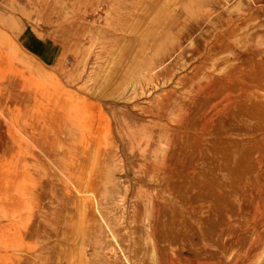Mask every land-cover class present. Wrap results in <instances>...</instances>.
<instances>
[{"label":"rangeland","instance_id":"obj_1","mask_svg":"<svg viewBox=\"0 0 264 264\" xmlns=\"http://www.w3.org/2000/svg\"><path fill=\"white\" fill-rule=\"evenodd\" d=\"M171 62L217 130L163 193L130 96ZM0 264H264V0H0Z\"/></svg>","mask_w":264,"mask_h":264},{"label":"bare ground","instance_id":"obj_2","mask_svg":"<svg viewBox=\"0 0 264 264\" xmlns=\"http://www.w3.org/2000/svg\"><path fill=\"white\" fill-rule=\"evenodd\" d=\"M153 43V39H151L148 45L146 44L147 49L152 55L158 57L159 62H163L166 54L165 49ZM142 48L137 49V52L142 50ZM173 68L174 63L171 62L170 65L155 70L153 74L150 75L151 77H148V81L144 82L141 86H136L139 93L131 92L132 95L130 96V102L136 98L137 94L150 98L149 101L147 99V106L143 105L140 107L134 105L135 111L138 110L156 118V122L153 125H148L147 127L146 125H142L140 129L141 143L139 144V148L142 152L140 154V161L138 162L137 169L140 173L143 172L148 180H152V175L155 172H159V175L162 176L160 181L161 185L159 187H164L161 188L163 193L168 187H180L182 182L188 184L189 181H191L190 178L194 175V170H196L198 166L197 161L199 153L205 150V141H209L210 138H213V133L217 130L211 124L213 119L204 121L208 126L205 124L194 126L193 124L196 119L195 116H197V105L206 95L203 96L196 92H193V95L186 94L187 91L190 90L189 83L192 79H188L186 76H181L177 79L175 83L184 88L182 92L179 91V93H177L174 90H167L164 92L162 91L159 95L152 96L149 91L150 87L156 89L159 86L167 84L171 80ZM126 100L128 101V99ZM193 105L194 107H192ZM82 113L86 115V117L90 118L91 116V113H88L85 109H82ZM175 114L177 115L176 120L173 119ZM170 124L174 126L171 127ZM194 127H198V132L194 133ZM162 137L164 140H162ZM163 141H165L164 146L161 148V142ZM102 147V149H104V143Z\"/></svg>","mask_w":264,"mask_h":264}]
</instances>
